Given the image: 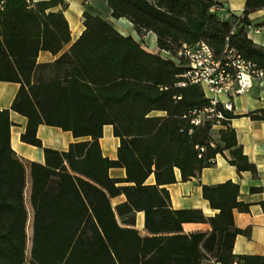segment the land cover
Returning <instances> with one entry per match:
<instances>
[{
	"label": "trees",
	"instance_id": "16d2710c",
	"mask_svg": "<svg viewBox=\"0 0 264 264\" xmlns=\"http://www.w3.org/2000/svg\"><path fill=\"white\" fill-rule=\"evenodd\" d=\"M113 19L129 20L139 36H157L150 53L109 21L84 14L85 31L53 64H37L41 51L58 54L71 41L63 0H0V81L20 84L9 110L0 111V264H264L263 256L235 255L233 212H249L232 181L203 186V198L218 211L174 210L167 185L197 177L218 155L244 172L257 173L244 154L236 118L222 105L214 121L192 124L190 112L211 107L199 86H178L182 45L204 41L217 57L235 49L264 68V48L248 36L250 15L264 0H246L229 20L212 0H105ZM264 26V23L262 24ZM180 97L181 99H178ZM14 111L27 119L23 143L43 150L44 163L20 158L11 146ZM262 120L264 111L249 113ZM40 125L71 132L67 151L43 146ZM120 141L117 159L103 156L105 126ZM204 151H201V149ZM125 170L124 179L110 169ZM154 184H147L150 177ZM264 192V188L252 189ZM124 195L126 201L113 206ZM144 213L146 234L136 228ZM185 223H209L210 234H186Z\"/></svg>",
	"mask_w": 264,
	"mask_h": 264
},
{
	"label": "crops",
	"instance_id": "0c3cea01",
	"mask_svg": "<svg viewBox=\"0 0 264 264\" xmlns=\"http://www.w3.org/2000/svg\"><path fill=\"white\" fill-rule=\"evenodd\" d=\"M48 0H34L42 2ZM65 6L59 5L49 12H62L69 24L71 41L65 44L62 50L54 55L49 51H41L37 57V64H53L62 55L69 52L85 31L84 14L88 13L109 21L121 34L132 36L138 43L142 44L150 53H159L157 36L148 32L139 36L134 25L127 19H113L112 10L105 0H63ZM221 4L218 9L220 17L229 20L231 15L240 16L245 9L246 0H212ZM264 9L253 12L250 15V26L248 27L249 38L259 47L264 48ZM20 90V84L0 81V111L9 110ZM225 100V98H222ZM233 114L237 116L232 119L229 126L237 133V139L242 146L244 154L257 168V173L244 172L239 174L237 169L228 162L229 153L225 156L218 155L215 164L205 168L201 173L187 182L181 181L180 173L177 171V182L167 185L174 210H201L206 218L214 217L218 211L210 208L209 202L203 198V186H216L228 181L239 185V201L250 204L249 212L243 213L234 210L233 218L237 229L249 231V235H237L233 253L235 255H250L264 257V192L252 191V189L264 188V117L262 120H252L247 117L249 113L264 111V84L256 85L244 95L231 99ZM11 121L15 124L11 128V146L16 154L27 161L44 163L43 150L23 143L21 135L25 133L27 119L14 112H10ZM221 128H215L218 131ZM38 138L43 146L58 151H67L71 143L85 139H75L71 132H65L60 128L40 125L37 131ZM104 157L111 160L117 159V149L120 141L113 136L112 126H105L103 138L100 140ZM109 174L115 179H124L125 170L122 168L110 169ZM147 184H154V177H150ZM126 201L124 195L112 200L113 206ZM144 213L136 216V228L146 234L144 230ZM183 231L186 234L204 232L210 234L212 227L209 223H185Z\"/></svg>",
	"mask_w": 264,
	"mask_h": 264
},
{
	"label": "built area",
	"instance_id": "2783aa9c",
	"mask_svg": "<svg viewBox=\"0 0 264 264\" xmlns=\"http://www.w3.org/2000/svg\"><path fill=\"white\" fill-rule=\"evenodd\" d=\"M159 53L166 59L172 58L168 52ZM177 58L185 63L184 71L177 76L178 86H199L211 103L207 109L190 112L191 122L195 126L210 120L215 123L214 129L221 128L219 122L224 116L216 108L222 105L225 110L233 112L232 98L244 95L256 85L264 84V68L245 60L235 49L227 50L219 58L209 44L200 41L193 45H182Z\"/></svg>",
	"mask_w": 264,
	"mask_h": 264
}]
</instances>
